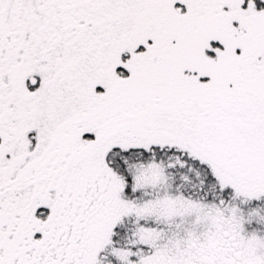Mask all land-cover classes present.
<instances>
[{"label":"snow or ice","instance_id":"6c2138e0","mask_svg":"<svg viewBox=\"0 0 264 264\" xmlns=\"http://www.w3.org/2000/svg\"><path fill=\"white\" fill-rule=\"evenodd\" d=\"M0 264H264V0H0Z\"/></svg>","mask_w":264,"mask_h":264}]
</instances>
